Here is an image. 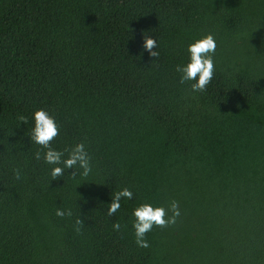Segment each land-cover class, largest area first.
<instances>
[{
    "label": "trees",
    "instance_id": "16d2710c",
    "mask_svg": "<svg viewBox=\"0 0 264 264\" xmlns=\"http://www.w3.org/2000/svg\"><path fill=\"white\" fill-rule=\"evenodd\" d=\"M207 34L213 79L193 92L176 67ZM40 109L88 176L53 180ZM173 200L176 223L138 247L134 209ZM0 264H264V0H0Z\"/></svg>",
    "mask_w": 264,
    "mask_h": 264
},
{
    "label": "clouds",
    "instance_id": "9594fccd",
    "mask_svg": "<svg viewBox=\"0 0 264 264\" xmlns=\"http://www.w3.org/2000/svg\"><path fill=\"white\" fill-rule=\"evenodd\" d=\"M143 48L147 50L150 57H158V51H153L157 48L156 40L147 34H143ZM216 42L211 34H207L193 43L189 44L187 51L189 53V61L186 65H177L176 71L180 73V83L184 84L189 81H195L191 84V90L193 92H204L213 79L214 74V61L213 56L216 50ZM198 78V79H197ZM18 119L23 123H27V117L19 116ZM35 125L32 129L30 139L32 142L40 145L46 151L43 154L44 162L50 165H55L51 169V176L54 179L62 177L65 173V169H73L77 166L83 169L81 173L83 176H88L91 172L90 157L85 149L83 143H79L71 149H65L57 151L51 147V142L59 135V128L56 121L51 117L48 112L43 109L37 110L34 113ZM67 152V157H65ZM37 160L41 159V153L38 151L35 154ZM15 178L19 180L21 178L20 171L14 170ZM76 172L72 174L74 177ZM133 193L127 188H123L120 191L114 192L112 196V202L108 205V215L112 216L121 207V199H132ZM171 213V215H169ZM56 215L63 218L65 215L71 217V209L63 210L57 209ZM180 216L179 204L173 200L170 202L168 208L165 207H153L149 203H143L139 205L133 211V228L135 243L140 248H148L150 245L147 241L146 234L150 232L154 226L160 228H166L174 225L177 218ZM77 227L76 231L79 233L80 228L83 226V221L77 218L75 221ZM114 230L119 231L121 225L116 223L113 225Z\"/></svg>",
    "mask_w": 264,
    "mask_h": 264
}]
</instances>
